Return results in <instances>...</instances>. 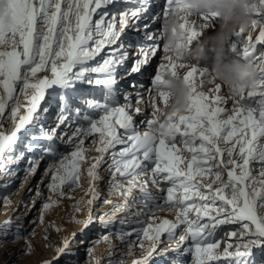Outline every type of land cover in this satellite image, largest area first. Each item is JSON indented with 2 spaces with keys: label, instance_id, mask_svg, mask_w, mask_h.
<instances>
[{
  "label": "snow or ice",
  "instance_id": "obj_1",
  "mask_svg": "<svg viewBox=\"0 0 264 264\" xmlns=\"http://www.w3.org/2000/svg\"><path fill=\"white\" fill-rule=\"evenodd\" d=\"M124 3L133 6L120 10V0H0V171L14 176L16 172L6 169L5 163H18L25 152L37 153L38 157L28 156L25 172L34 175L47 159L43 175L49 192L70 199L65 189L81 187L83 165L91 161L86 169L90 198L72 205L74 212H81L86 204L88 216L83 221L70 217L87 228L96 219L93 206L101 197L95 182L107 163L111 191L125 197L117 210L127 205L133 190L143 197V210L137 213L141 218L133 221L136 226L125 231L127 221L121 220L117 231V238L129 243L127 254H132L134 245L145 252L133 264H150L154 257L166 255L167 250L158 251L163 236L174 241L169 249L176 257L170 264H264L256 255L264 253V50L258 49L264 46V0H256L248 30L236 32L245 42L243 56L261 65L257 84L230 97L222 94L220 85L204 92L197 87L204 71L188 67L184 79L192 85V96L187 114L163 121L157 118L158 102H165L166 96L154 93L165 75H175L176 68L184 65L178 60L169 63L170 58L162 55L165 62L159 64L147 89L150 117L143 108L134 107L131 95L116 87L118 68L128 57L121 36L131 22L142 18L149 0ZM175 3L166 0L153 22L167 18ZM212 23L214 14H200L185 18L180 27L191 43L201 34L198 29ZM146 39L151 43L140 48L144 58L132 72H139L158 49L166 51L161 30ZM136 96L138 105L142 96L139 91ZM45 101L48 106L42 107ZM57 101L56 124L45 127L46 114ZM134 114L143 118L137 122ZM6 122L10 127H5ZM61 126L66 130L58 134ZM157 127L159 134L145 131ZM34 128L39 132L34 133ZM24 136L28 137L24 150L14 155ZM93 151L99 155L89 156ZM149 181L159 195L149 189ZM36 197L43 198L39 190ZM5 203H9L6 197ZM59 203L49 196L39 222ZM103 203L113 202L105 198ZM165 208L175 210L174 219L154 214ZM98 219L108 227L115 216L104 213ZM225 226L235 227L221 237ZM0 227L7 236L11 221ZM52 227L61 231L54 222ZM13 236L23 238L22 226ZM101 238L110 241V234ZM25 243L30 253L31 242L25 238ZM69 244L64 238L53 259L68 251ZM113 247L110 244V252ZM93 251L87 249L92 264H101Z\"/></svg>",
  "mask_w": 264,
  "mask_h": 264
},
{
  "label": "rangeland",
  "instance_id": "obj_2",
  "mask_svg": "<svg viewBox=\"0 0 264 264\" xmlns=\"http://www.w3.org/2000/svg\"><path fill=\"white\" fill-rule=\"evenodd\" d=\"M165 3L166 0H157L156 3L154 4V8L156 10L159 9L162 11ZM121 4L127 5L124 2H121ZM131 6L133 5L132 4L129 5V7ZM199 15L200 14L197 13L196 18L199 17ZM199 22L202 21H198V23ZM160 27H162L161 23H160ZM208 30L212 31L211 28H209ZM257 34L258 31L253 35L255 36ZM244 43L245 42L242 35H237V36L231 35L229 37V41L228 44L226 45L225 50L230 54V56L239 57L241 59L247 60V58L243 56ZM258 49L264 50V46L258 45ZM162 55H163L162 51L158 49L157 55L151 57L150 63L146 64V67L143 68V70L141 69L142 72L146 70L148 74H144L146 72L144 71L143 73L139 72V74L135 75V78H133L132 81L134 85H132L129 88L131 92L141 89V85L144 86L143 87L144 89L150 87L151 78L155 75V72L159 64L162 62ZM211 56L212 53L209 52V59H211ZM203 63L205 62L201 61V64ZM197 67L200 68V65H197ZM143 74L146 77H144ZM135 84L138 86L136 87ZM212 88L214 87L209 85L205 87L203 91L208 92L209 89ZM223 93L224 91H222V94ZM131 99L134 107L135 106L140 107V103L137 105L136 94H132ZM45 106L46 107L48 106L47 101ZM52 107L58 109L59 102L57 101L56 103L52 104V106L50 107V111H52L51 110ZM226 107H228L229 109L232 107L231 101H229ZM143 109L145 114L149 115L150 117L152 106H148L146 108L143 107ZM48 114L49 113L46 114V118L48 117ZM134 118L137 120V122H139L143 118V116L139 114H134ZM6 125H8L7 122L5 123V126ZM141 130H143V127L141 128ZM27 139L28 137L22 138L21 142L17 145V153H14V155L18 154L19 151L24 150V144ZM86 143L90 144V142H86ZM29 155L38 157L37 153L25 152V158L23 160L19 161L18 163H14L15 165L13 166H12L13 163L10 165H6L7 164L6 162L5 168L10 170L12 167H14V171L16 173L18 172L20 173L23 168V162L27 160ZM97 155H99V153L95 151L89 153V156L91 157H95ZM45 161L48 160L45 159ZM88 163H85L83 165V169L85 170V172L81 180V187H76L71 190L67 188L65 189L68 196L71 197L70 199L67 197L61 198L56 193H50L46 184V193L44 194L43 198L36 201V203L24 214L22 218V222L20 224H16L14 220L11 221V227L7 236L3 235L4 229L3 227H0V254L3 253V257H4L10 247H13L14 249L13 259L10 262L7 259H4L3 261L0 262V264H42V262L45 260H51L53 264H92V261L90 260L87 253V249L89 248H92L94 250L92 256L99 258L101 264H108L109 260H111L113 264H133L130 259L131 255H133L134 257L137 256L136 258H141L145 254L144 250H141L138 246L135 245L132 247V254L130 255L127 254L129 252V243L127 240L123 242L125 245L127 244V248L124 252L118 251L117 247L115 246L112 248L111 252L109 250L110 244L112 245L113 239L120 240L117 238V231L120 230L122 227L120 224L121 220L127 221V223L123 226V229L125 231H129L132 227L136 226L133 223V221H135L138 218H141L137 216V213L143 210V204L141 203L143 197L139 192V190H133L132 195L127 197V205L117 210L115 206L123 204L125 197L111 191V187L109 183L111 179V173L107 167V163L101 166L99 170L100 179L95 182L101 197L100 200L96 201L93 206L92 216L95 217L96 219L93 221V223L90 226L85 228L82 223H76L75 220L70 218L72 216H75L76 220L83 221L88 216L86 204L81 205V207L83 208V211L81 212H74L72 208V205H74L78 200L83 199L86 201L87 199L90 198L91 195L90 193L86 195V190L89 187V180L86 173ZM1 173L3 172L0 171V198H5L7 195L12 194V192L16 191L20 187L21 176L19 174H15L14 176L13 175L3 176ZM4 185H7V187H4ZM148 187L155 195L160 194L157 191L156 187L153 186L150 181ZM49 196H51L53 199L59 200L60 203L58 206L46 212L44 215L43 223H40L39 222L40 210L42 204L47 200ZM130 197L132 200L128 204V200H130ZM105 198L111 200L113 203L112 204L103 203V200ZM133 201H134V205L139 206V211H134L133 204H131V202ZM104 213H107L108 216H115L114 222L108 227H104L103 225H101L98 219L99 216ZM154 214L158 217L160 215L166 214L168 219L175 218L174 214L165 212L163 210L157 211ZM53 222L61 228V231L58 232L55 230V228L52 227ZM3 224L4 222H1L0 226H2ZM18 225L22 226L23 238L21 239H15L13 236V232L15 231ZM233 227L235 226H225L223 228V231L220 233V236L223 237V233L231 230V228ZM180 231H182V229L177 231V236H179ZM73 233H75V236H73ZM109 234H110V241H104L101 238L103 235H109ZM45 236L48 237L47 240L45 239ZM25 238L27 241L31 242L32 250L30 253L26 251ZM64 238H67L70 241L68 251L62 254L59 257V259H53L56 256V248L62 246V242ZM132 239H134V237ZM168 242H174V241L169 240L167 236H163L158 251L167 250L166 255L154 257L150 261V264H170V262L175 259L176 253L171 251L169 247H167L166 243ZM224 246L225 244L224 241L222 240L219 251L222 252ZM256 255L258 261H264V253L257 251ZM186 259L188 258L186 257Z\"/></svg>",
  "mask_w": 264,
  "mask_h": 264
},
{
  "label": "clouds",
  "instance_id": "obj_3",
  "mask_svg": "<svg viewBox=\"0 0 264 264\" xmlns=\"http://www.w3.org/2000/svg\"><path fill=\"white\" fill-rule=\"evenodd\" d=\"M255 5L256 0H176L171 13L162 21L161 34L166 49L163 56L170 58L167 61L169 63L178 60V64L184 66H178L175 75L167 74L158 83L154 95L159 96L163 92L166 96L165 102H158L159 120L187 114L192 96V85L184 79L188 67L200 65V69L204 71L202 81H197L200 91L209 85H220L224 90L223 95L230 97L232 94L239 95L241 88L247 92L257 84L261 65L230 56L225 50L233 33L241 28L248 30ZM197 13L214 14V23L207 28L198 29L201 34L188 43L180 25L185 18H196ZM209 52L212 53L211 59ZM201 61L205 63L201 64ZM145 131L159 134L161 129L157 127ZM163 211L175 214V210L171 208Z\"/></svg>",
  "mask_w": 264,
  "mask_h": 264
},
{
  "label": "bare ground",
  "instance_id": "obj_4",
  "mask_svg": "<svg viewBox=\"0 0 264 264\" xmlns=\"http://www.w3.org/2000/svg\"><path fill=\"white\" fill-rule=\"evenodd\" d=\"M157 0H149V8L148 10L142 14V18L139 20H135L134 22H131V26L126 27L125 32L122 33L121 39L128 51V57L123 64V66L118 68L117 71V88L123 90L124 92L129 93L130 95L136 94L137 91L140 92L142 96V100L140 102V107H148L152 106L150 95L147 91V89L141 88L137 91H132L129 89L132 85H134L133 78H135L136 74H139V72L143 73L141 69L146 67V65H143L139 72H132L131 69L136 65V62L138 60L143 59L144 57L140 55V48L144 46L146 43H151V41H147L146 37L147 35L155 34L158 30H161L160 23L162 24V20H156L153 22V17L158 13L161 12V10H156L154 8V4ZM121 2H124V0H120V4H118L117 7L120 8V10H123L124 7H129L131 3H128L127 5L121 4ZM233 36H237L236 33L232 34ZM239 37V36H238ZM238 39V38H237ZM230 55V54H229ZM150 63V62H149ZM144 74H148L146 71ZM143 74L144 77H146ZM141 75V74H140ZM142 79V78H141ZM131 82V83H130ZM135 82V81H134ZM130 83V86H129ZM133 83V84H132ZM137 87L138 85L135 84ZM135 87V89H136ZM224 91V90H222ZM123 99V97H122ZM46 101L42 104V107L45 106ZM79 106V105H77ZM50 111L49 108V114L48 117L45 120V127H54L56 124V116L58 113V109L52 107ZM5 127H10L9 125H6ZM65 126H61L60 129H58V134L64 132ZM34 133L39 132V128L32 129ZM70 131V130H69ZM27 137V136H24ZM49 161L42 160L38 166V169L34 175L27 174L25 172L26 167H28L27 160L23 162V168L22 171L16 174H19L21 185L20 187L12 192V194L7 195L6 198L9 201V203H5V198H0V223L5 221H13L16 224H20L22 222V218L24 214L41 198L36 197L37 190L40 191L42 194V197L46 193V184L48 181V178L44 177V170L47 166ZM91 163V161L89 162ZM12 164V163H11ZM6 165H10L7 163ZM5 165V166H6ZM15 165L14 163L12 166ZM10 170H14V167H12ZM3 176L5 174L1 173ZM10 176V175H8ZM128 200V204L131 201ZM133 204L134 211H139V206L134 205V201L131 202ZM142 211V210H141ZM159 217H167L166 214L160 215ZM174 242H168L166 243L167 247L169 245L173 244ZM112 245L117 247V250L120 252H124L127 248V244L125 245L122 241L113 239ZM7 251V250H6ZM13 247H10L8 251L6 252L5 256L3 257V253L0 254V262L4 259H7L9 262L13 259ZM137 257V256H136ZM133 255H131V262L133 263L134 260H137L139 258H136Z\"/></svg>",
  "mask_w": 264,
  "mask_h": 264
}]
</instances>
